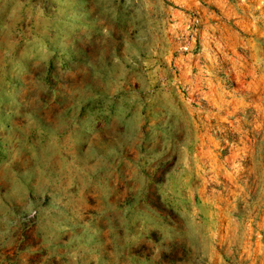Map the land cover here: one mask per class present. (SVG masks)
Returning a JSON list of instances; mask_svg holds the SVG:
<instances>
[{"label":"clouds","instance_id":"9594fccd","mask_svg":"<svg viewBox=\"0 0 264 264\" xmlns=\"http://www.w3.org/2000/svg\"><path fill=\"white\" fill-rule=\"evenodd\" d=\"M0 264H264V0H0Z\"/></svg>","mask_w":264,"mask_h":264}]
</instances>
